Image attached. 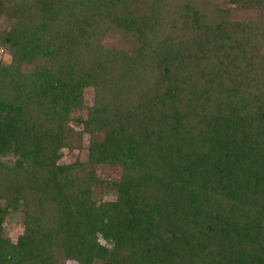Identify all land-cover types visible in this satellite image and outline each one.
<instances>
[{"label": "trees", "instance_id": "trees-1", "mask_svg": "<svg viewBox=\"0 0 264 264\" xmlns=\"http://www.w3.org/2000/svg\"><path fill=\"white\" fill-rule=\"evenodd\" d=\"M2 22L0 264H264V0H0ZM73 121L88 163H61Z\"/></svg>", "mask_w": 264, "mask_h": 264}, {"label": "rangeland", "instance_id": "rangeland-1", "mask_svg": "<svg viewBox=\"0 0 264 264\" xmlns=\"http://www.w3.org/2000/svg\"><path fill=\"white\" fill-rule=\"evenodd\" d=\"M257 12L249 10H232V17L238 22L254 20L257 16ZM4 22L0 23V27L4 26ZM105 45L109 48L112 47H122L127 46V42L123 39L121 34H111L106 38ZM0 61L4 64H9L10 56L9 54L0 48ZM95 99L94 88L88 89L86 93V103L88 105H93ZM79 114V113H78ZM77 118V116L73 115ZM71 128L74 130V135L71 137V141H66V147L62 150L63 157L61 163H73L77 159L83 163H88L90 161L89 154V144L91 136L88 133H84L83 126H78L75 121L70 123ZM79 132L84 133L80 136ZM73 149H70V148ZM87 170H89L87 168ZM94 172L99 178V183L94 188V195L97 201L108 202L116 199V193L112 190L111 183L119 182L122 179L123 168L121 166H111L107 164H100L94 166ZM3 226L6 229L8 236L12 239L13 242H17L18 237L23 233V223L20 216H9L6 218ZM64 264H77L74 260H65Z\"/></svg>", "mask_w": 264, "mask_h": 264}]
</instances>
